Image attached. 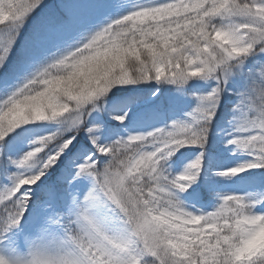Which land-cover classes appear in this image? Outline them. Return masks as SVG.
<instances>
[{"label":"snow or ice","instance_id":"obj_1","mask_svg":"<svg viewBox=\"0 0 264 264\" xmlns=\"http://www.w3.org/2000/svg\"><path fill=\"white\" fill-rule=\"evenodd\" d=\"M42 6H45V0H0V32L3 33L0 35V69H5V98L0 100V130H3L0 152L8 147L14 135H19L14 133L15 129L30 123H14L18 114L26 108L40 112L42 118L35 121L60 120L66 125L67 132L80 131L82 116L87 115L83 111L85 106L106 94L114 85L154 79L182 87L190 79H206L218 72L221 74V78L216 80V87L207 95L197 98L199 103L190 114V124L174 122L168 130L157 129L149 132L147 137L128 136L127 140L130 142L156 138L160 151L151 156L140 157L128 166L126 173L113 170L110 161L100 171L92 156L81 161L75 175L90 177L92 189L80 204L73 201L75 210L70 213L67 222L78 226L91 222V210L97 207L99 197L110 195L109 189L117 181L121 186L132 185L129 190L133 195L148 198L144 186V181L148 180L152 196H161L160 182L164 177L157 171L160 156L165 152H168L169 157L172 156L169 149L177 139L181 142V148L189 145L202 147L207 132L206 125L213 119L220 94L224 91L223 85L233 75V61L240 60V68L250 54H264V0H168L159 6H145L141 10H134L95 32L81 33L78 39L65 40L55 49L37 55V49L43 48L48 40L63 36L79 23L81 14L78 6H70L65 0H61L59 5L64 13L63 19L55 13L44 14ZM37 9H41V12L33 17ZM145 19L148 23H143ZM217 19L226 22L217 26L213 23ZM30 20L27 34L22 36L25 25ZM125 24L134 29L139 28L144 38L133 36L130 44L122 48L115 45L107 53L98 51L95 57H90L85 84L78 91H73L72 86L83 69L63 80V87L61 80L53 78L56 66L69 62L72 57L89 49L95 51L105 47L106 42L112 40L117 27ZM18 39L21 41L20 58L10 69L6 68ZM242 45L249 46L247 54L243 56L233 51ZM101 56L105 58L101 59ZM10 75L21 76L23 82L22 86L9 94L7 81ZM248 76L251 86L241 93V101L237 105L238 109L243 108L245 111L236 130L245 135L233 138L228 143L254 157L253 162L247 165V169H251L264 167V72H259L258 81L253 73ZM101 80L103 83H99ZM113 118L123 122L122 116ZM87 131L92 132L93 129L89 128ZM74 139V132L61 139L48 137L37 146L46 143L44 149L47 148V151L43 156H30L29 152L22 159L11 162L17 168L31 169L38 159L39 167L31 176L39 178L34 183L20 185L21 179H31L28 173L8 177L13 186L0 195V234L16 227L24 216L29 202L24 186L36 184L48 169L57 164L62 155L70 153L75 147L72 144ZM52 141L54 143L49 146ZM68 141L70 143L64 147V143ZM123 141L116 140L96 151L107 159L113 153L119 155L124 150ZM193 166L200 168L199 158ZM146 172L149 175H145ZM3 175L7 176V172ZM180 190L183 191L182 188ZM233 201L241 208L253 207L242 197L233 196ZM245 215L243 212L236 216L231 212L224 215L216 212L201 215L200 221L192 220L187 231L163 244L152 245L146 240L139 252L132 251L130 245L116 249L109 245L103 250L85 247L82 240L71 235L67 237V241L59 242L57 248L61 250L66 243L79 248L83 260L53 258L48 254L47 244L42 241L33 242L28 252L32 258L30 264H141V258L145 255L152 257L153 264H164L166 256L172 258V264H242V261L244 264H264V251H256L248 257L237 255L264 228V216L237 228L235 220ZM224 219L229 221L227 228L221 222ZM64 228L67 232L65 225ZM225 231L229 232L228 237L222 235ZM225 241L229 245L227 249L220 246ZM225 254L226 259L222 260L221 257ZM0 264L5 262L0 259ZM17 264L26 262L23 259Z\"/></svg>","mask_w":264,"mask_h":264},{"label":"trees","instance_id":"obj_2","mask_svg":"<svg viewBox=\"0 0 264 264\" xmlns=\"http://www.w3.org/2000/svg\"><path fill=\"white\" fill-rule=\"evenodd\" d=\"M65 2L70 6L76 5L80 8L81 14L79 20L86 17L95 20L97 16L104 14L108 9L114 6L120 4L126 6L124 0H65ZM139 2L142 3V6H159L160 4L167 3L168 0H139ZM60 3L61 0H50L47 5L43 6V13L46 15L55 13L63 19L64 13L59 8ZM135 5L137 6V1L134 6ZM40 12L41 9H37L33 17L40 14ZM123 15L118 17V19L123 18ZM137 23H141V21H137ZM143 23H148V21L145 19ZM27 25L28 27L22 35L27 34V29L31 25V20ZM87 28L71 29V31H68L63 36L57 37V41L55 42L60 41L63 43L64 41H61V38L62 40H72L81 33H87V31L93 32V30ZM0 35H3V33ZM48 41L43 48L37 49V55L44 51H49L51 41ZM111 41H113V38ZM108 42L110 41L106 43ZM20 43V39L17 40L9 56L6 68L10 69L11 66L15 65L19 60ZM97 43H99V41H97ZM55 45L56 43L52 45L54 49ZM114 46L115 44H112L111 47H103L98 49V51L100 53H107L110 49L114 48ZM88 51L92 52L94 57L97 55V52L92 49ZM100 58L104 59L105 57L101 56ZM257 61L258 65H264V55H259ZM4 72L5 69H0V100L5 98ZM87 72H89V65L86 71L82 70L80 76L76 78L75 84L72 86L73 91H77V89H80L81 85L85 84V73ZM240 78L241 80L245 79L243 77ZM81 80L83 81L82 83ZM237 81L238 79H235L223 85L224 91L220 94L213 119L206 125L207 132L205 133L203 146H185L178 149L169 158L171 166L170 175L174 178L182 174L188 164L198 157L200 159V168L196 175L195 182L183 191L182 196V209L192 215H207L212 208H217L220 198L217 196L219 193L218 190L215 191L214 189L220 188L221 185H234L237 189L252 194L254 197L253 201H257L258 204L264 207V167L246 169L236 176L225 177L219 175V173H223L233 167H241L245 164L252 163L254 160V157L247 151L240 150L236 148L235 145L228 143V141L233 138L245 135L236 130L239 127L243 113L241 110H237V104L240 101L241 92L244 90L243 83L240 82L237 84ZM22 82L21 76L10 75L7 81V92L10 94L12 91H15L18 86H22ZM133 85L132 88L121 87L120 90L112 92L109 96V107L106 110L105 119L101 121L95 119L85 120L80 131L73 130L75 133V139L72 140V144L75 145L74 149L70 153L62 155L57 161V164L48 169L36 184L24 186V189H27L26 195H36L41 198L44 204L48 205L47 207L50 209V215H53V217L44 220L46 221L49 219L47 222L59 229L61 236H63V240L65 238L64 225L70 218V214L67 213L63 201L69 197L74 186V188L78 187L76 182H80L84 178L83 176H79L82 177V179H79V177L75 175L76 170L81 161L88 156L93 157L98 167L103 166L107 157L101 155L96 149L99 147H107L123 137L124 126L122 125L127 122V112L142 108L146 103L151 102L152 105L150 107H143L144 115H149L153 109L157 114L165 116L161 121L163 125L158 129L168 130L169 126L174 122L190 124V114L199 103L197 98L207 95L213 87H216V85L213 86L209 84L206 86H188L185 88L183 95L178 97L176 96L178 90L168 86L164 80L157 82L154 79H149L147 81L135 82ZM63 86L64 82L62 81L61 87ZM171 111L176 115L174 118L169 117V112ZM116 115L122 116L123 122L115 120L113 117ZM249 115L251 116V114ZM36 123V121H32L15 129L14 133H19V135L10 134L14 135V139L5 150L0 152V195L6 193V191L13 186L12 181L8 179V177L28 173L29 171L28 168H17L11 162L18 161L22 159L24 155L33 151L34 148L38 146L39 142L46 139L50 133L47 130V125ZM89 128L93 129L91 133L87 131ZM73 132L59 134V136H55V138L59 139L62 136H69L72 135ZM33 137H36L35 140H37L38 143L30 141V138ZM93 141H95V143H93ZM51 143H54V141L50 142L49 146H51ZM46 151L47 148L37 154V157L43 156ZM38 167L39 164L35 163L31 171L35 172ZM5 171L7 172V176L3 175ZM24 189H22V191ZM28 209L29 206L26 207L24 214L29 212ZM141 264L149 263L146 259H143Z\"/></svg>","mask_w":264,"mask_h":264},{"label":"clouds","instance_id":"obj_3","mask_svg":"<svg viewBox=\"0 0 264 264\" xmlns=\"http://www.w3.org/2000/svg\"><path fill=\"white\" fill-rule=\"evenodd\" d=\"M213 23L220 26L222 21H213ZM133 36L140 39L144 38V34L139 28L134 29L129 24L119 26L113 35V41L106 43L105 47L109 48L112 44H115L122 48L130 44ZM225 43H228V41L225 40ZM248 48V45H242L234 48L233 51L243 56L247 54ZM95 51L98 52V50ZM90 57H93V53L85 51L72 57L69 62L56 66L53 69V78L63 81L81 69L86 71L87 66L89 65ZM240 63V60H234L231 65V71L233 72L234 69L238 70V65ZM133 67H135V65H133ZM260 72H264V65L261 66ZM219 78H221V74L218 72L206 79H211L216 82ZM82 82L83 81L81 80V83ZM99 83H103V80ZM78 90L79 89H77V91ZM95 108L96 106L93 105L92 110H95ZM46 113L47 109H45L44 118H46ZM41 118L42 117L39 111L26 108L18 114L14 123L19 125L25 121L31 122ZM140 136L147 137V135ZM2 138L3 130H0V139ZM61 138L62 137L59 139ZM158 142L159 141L156 138H147L134 142H130L126 139L122 142V148L124 150L120 151L119 155H116L115 153L111 154L104 165L100 167V171H103L110 161L113 170L118 169L121 174H124L127 172L128 166L130 164H134L140 157L151 156L156 152H159L160 149L157 148ZM68 143H70V141L65 142L63 146L67 147ZM184 143L185 145L187 144L186 141ZM45 146H47L46 143L39 147H35L29 155L37 157V154L41 153ZM181 146L180 140L177 139L174 141L173 146L169 149V151L174 154L181 148ZM168 157V152H165L163 156H160L158 161L157 171L159 175L164 177V179L160 182V191L162 192L161 196H152L148 180L144 181L145 191L147 192L148 198L138 194L133 195L129 190L133 187L132 185L121 186L117 181L111 185L109 189L110 195L100 196L97 202V208L103 210L105 215L98 217L97 215L91 213V222L83 223L79 226L77 224L66 222L65 227L68 231L66 232L64 228V240L67 241V237L71 235L78 240H82L85 247H97L103 250L109 245L114 249L130 245L132 251L139 252L146 240L152 245L163 244L164 241L169 240L170 238H175L180 233L187 231L192 220L200 221L201 215H192L191 213L184 211L173 194L176 190L181 191V188L185 191L188 186L195 182L199 168L194 167L193 165L197 163L199 157L188 164L182 174L171 180L163 176L161 172V168L163 166L162 162H166ZM35 163L39 164V160L37 159ZM247 165L248 164H245V167L243 168L233 167L223 172L222 176H236L238 173L245 171L247 169ZM31 173L32 171L29 169V176H31ZM145 175H149V173L146 172ZM38 178V176H31V179L26 177L25 179L20 180V185L25 183H34ZM232 205H235V207H232ZM213 212L220 215L231 212L233 216L242 212L245 213V216L235 220V226L237 228H239L242 224L259 220L262 216H264L253 214L252 207L241 208L239 204L233 201V196L231 195L224 196L219 206ZM213 212H210L209 215ZM221 222L225 228L228 227L229 221L227 219H224ZM222 235L224 237H228L230 234L225 231ZM220 246L224 249L229 247L226 241L221 243ZM256 251H264V228H262L256 237L249 241L248 246L241 252L237 253V255H240L241 257H248ZM48 254L57 259H84L79 248L67 243L65 244L63 250L57 247L49 248ZM145 256L151 257L149 255ZM31 259L32 258L29 254H27L24 258L26 264H30ZM221 259H226V254L221 257ZM149 264H153V260L149 261ZM164 264H172V258L166 256ZM242 264H244L243 261Z\"/></svg>","mask_w":264,"mask_h":264},{"label":"rangeland","instance_id":"obj_4","mask_svg":"<svg viewBox=\"0 0 264 264\" xmlns=\"http://www.w3.org/2000/svg\"><path fill=\"white\" fill-rule=\"evenodd\" d=\"M50 0H45V5L49 3ZM126 2V6L123 5H117L107 10L104 14L97 16L95 20H92L91 18H82L79 20V23L75 25L72 30L81 29V28H87L93 30V32L99 30L101 27L106 26L109 23H112L118 17H121L123 14H131L134 10H141L143 7L139 2V0H124ZM137 1V6L134 4ZM141 1H147V0H141ZM161 5V4H160ZM155 6V5H154ZM43 8V6H42ZM124 16V15H123ZM216 21H219L217 19ZM226 21H222V23H225ZM28 27V25H25V30ZM24 30V31H25ZM23 31V32H24ZM71 31V30H70ZM22 32V34H23ZM2 32H0L1 34ZM88 33V31H87ZM86 34V33H85ZM23 36V35H22ZM76 39L79 38V36L75 37ZM56 38L50 39L48 42L51 41V44H55V48L58 45H61L63 43L55 42L57 41ZM19 40V39H18ZM61 41L62 38L60 39ZM55 42V43H54ZM48 44V43H47ZM50 44V49L53 50L54 47ZM261 55H249L245 61L244 64L240 66L238 70H233V75L229 77L228 82H231L235 79H238L237 84L242 82L244 86V90L241 92H246L249 86L251 85V80L249 79L248 74L253 73L257 79L259 80V72L261 69V66L258 65L257 57ZM264 55V54H262ZM258 65V66H257ZM240 77L245 78L244 80H241ZM140 82V81H139ZM166 82V81H165ZM227 82V83H228ZM135 83L130 84H117L114 85L112 88L109 89V91L104 94L103 96L98 97L94 101H92L89 105L85 106L84 112L87 113L86 117L82 116V122L80 125V128L82 127L85 120H103L105 119L106 110L109 107V96L112 92L120 90L121 87L124 88H132ZM168 86H171L173 88H176V96L181 97L183 93L185 92L186 87H191L195 85H216L215 81H212L211 79H204V78H193L190 79L188 82H186L182 87H178L177 85L170 84L166 82ZM153 97V96H152ZM241 101V97L239 99ZM240 101L237 105L240 104ZM95 105V110H92V106ZM152 104L151 102L146 103L144 106L150 107ZM143 106V107H144ZM139 108L135 110H130L127 112V122L124 123L122 126H124V135L123 137L119 138L118 140H126L128 136L130 135H147L149 132H154L156 129L160 128L163 124H161V121L164 119L165 116H161L157 114V112L153 109L149 113V115H144V109ZM153 108V107H152ZM143 109V110H142ZM237 110H241L244 112L245 110L243 108H240ZM176 115L172 111L169 112V117L174 118ZM120 117V116H115ZM119 120V119H115ZM35 122V121H34ZM36 124H44L47 125V130L50 132L47 136L48 137H57L59 134L63 133H69L65 131L66 125L60 122V120H45V121H36ZM83 132V131H82ZM91 133V132H89ZM88 134V133H87ZM86 135V134H85ZM36 137L30 138V141L34 143H38L37 140H35ZM169 158H167L166 162H162V168L161 172L162 175L165 176L167 179L171 180L174 179L172 175H170L171 172V166L169 163ZM104 165V164H103ZM102 167V166H101ZM83 180L80 182H76L78 184L77 188L73 187V190L70 192L69 197H67L63 203L65 205V209L68 214H70L72 211L75 210V205L73 201H75L76 204H80L84 201V198L88 195V193L92 189V180L88 176H83ZM82 179V177H79V179ZM215 191L218 190L217 196H219V204L224 196L231 195V196H238L244 198V200L253 205V214L257 215H264V207L260 204H258L257 201H253V195L248 194L247 192L242 191L241 189H237L234 185H221L220 188L214 189ZM174 196L176 200L182 205L183 202V191L176 190L174 191ZM29 198V202L27 206H29L28 213L24 214L22 217L20 223L14 227L9 229L7 232H3L0 234V259H2L5 264H17L18 261H21L25 258V256L29 252V246L33 242H39L42 241L43 243L47 244L49 248H56L59 245V242L63 240V236H61L59 229L50 225L49 222H47L44 219L53 217V215H50V209L47 207V204H44V202L41 200L40 197L30 194L27 195ZM218 204V206H219ZM217 206V207H218ZM215 208H212L208 212L215 211ZM92 214L97 215L98 217H102L105 215V212L99 208H94L91 210ZM143 259H146L149 263V261L152 260L151 257L144 256L141 258V262Z\"/></svg>","mask_w":264,"mask_h":264}]
</instances>
